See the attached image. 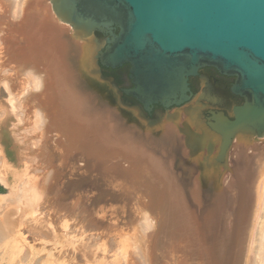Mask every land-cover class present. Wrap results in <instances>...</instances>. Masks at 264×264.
I'll return each mask as SVG.
<instances>
[{"label": "bare ground", "instance_id": "1", "mask_svg": "<svg viewBox=\"0 0 264 264\" xmlns=\"http://www.w3.org/2000/svg\"><path fill=\"white\" fill-rule=\"evenodd\" d=\"M16 3L12 19L0 12V83L14 135L5 133L9 118L0 111V183L8 190L0 194V264H70L73 256L61 254L70 237L58 247L57 228L47 231L53 218L44 231L29 209L53 190V180H59L57 197H50L57 223L73 217L58 201L59 188L87 196L99 209L79 212L84 219H76L77 227L91 228L103 250H122L117 264H264V137L236 136L227 153L230 171L203 172V161L212 165L208 150L191 156L179 133L190 116L183 108L154 128L89 109L67 84L57 43L56 22L72 27L57 20L50 0ZM29 142L39 148L33 160L43 170L31 169L30 149L23 147ZM204 183L216 196L211 212L203 209Z\"/></svg>", "mask_w": 264, "mask_h": 264}, {"label": "water", "instance_id": "2", "mask_svg": "<svg viewBox=\"0 0 264 264\" xmlns=\"http://www.w3.org/2000/svg\"><path fill=\"white\" fill-rule=\"evenodd\" d=\"M50 1L57 20L74 31L56 22L67 84L89 109L154 128L164 115L151 119L145 112L155 105L167 113L184 109L195 97L189 78L211 66L236 77L232 92L244 103L233 108V118L212 111V131L196 122L195 107L186 108L187 130L180 131L191 156L207 147L210 163L226 167L236 136L264 137V0ZM126 63L132 88H120L102 71ZM203 188V209L211 212L216 196L206 183Z\"/></svg>", "mask_w": 264, "mask_h": 264}, {"label": "rangeland", "instance_id": "3", "mask_svg": "<svg viewBox=\"0 0 264 264\" xmlns=\"http://www.w3.org/2000/svg\"><path fill=\"white\" fill-rule=\"evenodd\" d=\"M16 1L17 0H11L10 1V4L8 5V6H2V5H0V12L2 13V14H4L3 16L4 17H8L9 19H12L11 17L12 16H14L15 14H14V11H15V8L17 7V3H16ZM16 5V7H15V5ZM8 7V8H7ZM18 8V7H17ZM10 10V11H9ZM12 15H11V14ZM2 35V33H0V36ZM16 77H18V76H16ZM4 86V84L1 82L0 83V111H4L5 112V115L2 117L3 119H7V118H9V120H8V122H7V124L5 125L6 126V130H5V133L6 134H8L7 136L8 137H13L14 135H13V133H12V129H13V125H12V123H11V119H13L12 117H11V114H10V112H9V110H8V108H7V105H8V102H7V98H8V93H7V90H6V88H5V86ZM174 110H176V109H174ZM10 114V115H9ZM166 116V114L164 115V117ZM11 117V118H10ZM188 117V116H187ZM150 127V126H149ZM8 132V133H7ZM179 133H182L181 131H179ZM24 148H28V149H30V151H29V154H30V157H32L31 159L33 160V158H35V156H37V154H38V152H39V148H37L36 146H34V145H32V143H28V144H25L24 146H23ZM33 148V149H32ZM190 150V149H189ZM1 154H3V152H1ZM206 155H207V152H206ZM226 161H227V158H226ZM31 169L32 170H34L36 167L38 168V169H41V168H43L42 166V163L41 162H37V161H35V160H33L32 162H31ZM229 164V162H227V165ZM33 167H34V169H33ZM202 167H204V169H203V172L205 171L206 173H210V172H212V171H215V170H218V172L220 173H223V175H225V174H227L229 171H230V165L229 166H223V164L222 165H219V166H216V165H210V166H208L206 163H205V161H203V165H202ZM224 167V168H223ZM210 168H213V169H211L210 170ZM221 168V169H220ZM51 169V168H50ZM225 169V170H224ZM41 170H43V169H41ZM49 171H51V172H49V173H52L53 171H54V168H52L51 170H49ZM223 171V172H222ZM202 172V173H203ZM48 178H50V177H48ZM51 181V180H50ZM60 181H61V179H60ZM63 181V183H64V180H62ZM51 182H53V183H50V187L51 188H53V190L54 189H56V188H54L55 186H57V185H55V183H57V182H59V180H53V181H51ZM61 185V184H60ZM52 189H51V192H49V193H47L46 195H45V197H43V198H41V200H40V202H38L37 203V201H35V206L34 207H32V208H29L30 209V211L31 212H37L36 214L34 213L33 214V216L34 217H36V220L34 219V224H40L41 222H45V221H47L48 219H50V218H53V221H54V225L56 226V225H60L59 227H54V225H51V224H48V226H50L51 228H48L47 226H46V222L44 223L45 225H43V226H41L40 225V227H43V229L42 230H44L45 231V229L46 228H48L47 229V231H51L52 233L51 234H54L53 233V228H57L56 229V231H57V234L59 235V237L57 238L58 240H60L59 242V244H58V247H63L62 245H63V242L64 243H66V241L68 240L67 238L68 237H70L69 238V240L71 239V240H74L73 242H71V240L67 243L68 245V248H66L67 246L65 245L63 248L64 249H62V251H61V254H62V252L63 253H65L64 255H66L65 257L67 258V255H69L68 257L70 258V256L72 257V258H70V259H72V260H70L69 259V262H70V264L72 263V264H84V262H82L81 263V259L83 260H85V264H87V262H88V264L89 263H91V264H95L96 262H100L101 264H112V263H114V264H117V263H120L123 259L121 258L122 256H120V252H122V250H120V251H118V249L117 250H110L109 249V247H108V250H107V246H106V250H103L105 247L102 245V246H97L95 243L96 242H94V239L93 238H95V236L94 235H90V233H92V232H90L89 230H91V228H89V227H81V226H79V227H77L78 226V221L76 220V219H79L80 221L82 220V219H84L83 218V216H80V217H78V213L79 212H84V213H86L87 212V214H95V213H97V211H98V209H99V207H98V209L97 208H95V206L96 205H94L93 203H90V199L87 197V196H85V195H80V193H79V191H74V192H71V193H66V195L63 193L64 191L63 190H61V188H59L58 190H59V194H60V197H59V199H58V201L60 202V205H65V206H67V207H69V209H70V213L73 215V217H70V218H68V221H67V223H65V224H63L64 222H59V224L57 223L58 221H56L55 220V218H54V215H55V212H54V209H53V207H51V201H50V197H51V195H52V198H53V195L55 196V197H57L56 196V194H54L55 193V191H53ZM57 190V189H56ZM6 193H8V190L5 188V186H3L1 183H0V194H2V195H4V194H6ZM61 193H62V196H61ZM72 196H74V197H72ZM77 196V197H76ZM77 198V199H76ZM71 200V201H70ZM75 200V201H74ZM44 203V204H43ZM54 203H55V200H54ZM42 204V205H41ZM76 206V207H75ZM39 207V208H38ZM44 207V208H43ZM37 208V209H36ZM80 208H81V210H80ZM32 209V210H31ZM76 209V210H75ZM43 210V211H42ZM49 211V212H48ZM44 213V214H43ZM47 214V215H46ZM50 214V215H49ZM52 214H53V216H52ZM30 216V215H29ZM42 216V217H41ZM77 216V217H76ZM30 218H32V216H30ZM33 220V219H32ZM38 221V222H37ZM72 221V222H71ZM56 223V224H55ZM72 224V225H70V224ZM38 224V225H39ZM64 225L63 226V228H62V225ZM68 224L70 225L69 226V228L70 227H72L71 229H69V228H67L68 227ZM35 225V226H36ZM78 228V230H76L77 228L75 227V226ZM39 227V226H38ZM37 228V227H36ZM45 228V229H44ZM52 229V230H51ZM74 229V230H73ZM62 230V231H61ZM64 230V231H63ZM70 230V231H69ZM71 230H73V232L71 231ZM77 231L80 233H77ZM67 233L66 234V236H64L65 235V233ZM69 232H71V233H69ZM81 232H83V233H81ZM87 233V234H86ZM77 234H79L80 236H81V238H83V241H84V245H83V242H81L82 243V245H81V243H80V240H81V238H79V242H78V239H77V236L76 235ZM70 235V236H69ZM74 235V238H72V236ZM83 235V236H82ZM128 235V234H127ZM126 235V236H127ZM79 236V237H80ZM122 236V235H121ZM67 237V238H66ZM91 237H93V238H91ZM65 239H67L66 241H64ZM75 239H77V240H75ZM91 239H93V240H91ZM110 239V241H113L114 242V240H111V238H109ZM122 239H123V236H122ZM90 240V241H89ZM98 240V239H97ZM116 242L117 243H122L123 241H121V239H120V236L118 235V237H116ZM71 242V243H70ZM103 242H105L106 243V245H108L109 244V242L108 241H103ZM72 243H73V248L75 249H73L72 247H70V248H72V249H70L69 248V246L70 245H72ZM62 244V245H61ZM74 244H76L75 245V247L76 248H78V250L74 247ZM79 244V245H78ZM87 244V245H86ZM89 244V245H88ZM82 246V248H81V246ZM78 246V247H77ZM89 246H91V247H89ZM94 246V247H93ZM87 247H89V249H91V250H89ZM65 248H66V250H65ZM79 248H80V250H79ZM85 248V249H84ZM94 248V249H93ZM97 248V249H96ZM61 249V248H60ZM67 249L68 250H72V252L71 251H67ZM77 250V251H76ZM78 251H79V253H80V255L82 256V258H79L80 256H79V253H78ZM67 252H69L68 254H67ZM117 252H119V253H117ZM74 253H76V254H74ZM111 253V254H110ZM77 254H78V258H77ZM90 254V255H89ZM63 254H62V256H64ZM85 255V256H84ZM115 255V256H114ZM119 255V256H118ZM74 257H76L75 259H73ZM120 257V258H119ZM68 259V258H67ZM117 259V260H116ZM83 260V261H84ZM76 261V262H75ZM90 261V262H89ZM125 261V260H124ZM93 262H95V263H93ZM123 262V261H122ZM127 263V262H126Z\"/></svg>", "mask_w": 264, "mask_h": 264}, {"label": "flooded vegetation", "instance_id": "4", "mask_svg": "<svg viewBox=\"0 0 264 264\" xmlns=\"http://www.w3.org/2000/svg\"><path fill=\"white\" fill-rule=\"evenodd\" d=\"M102 71L105 76L114 78L120 88L134 87L130 78V65L128 63L115 69L103 67ZM235 82V76L222 74L215 67L206 66L201 68L198 75L189 78L190 87L195 97L184 106V111L186 108L195 107L193 109L198 114L196 122L198 124L203 123L210 130V123L215 122L212 119V111L216 113L224 112L227 116L233 118L231 115L233 108L244 103L243 97L232 92ZM123 98L125 101H130L133 105L143 108L142 104L133 96L124 94ZM172 109L174 111L175 108H171L169 112H172ZM145 114L151 119H157L159 115L167 114V110L161 105H155L151 113L145 112ZM184 126H182L181 130L186 131L187 129Z\"/></svg>", "mask_w": 264, "mask_h": 264}]
</instances>
